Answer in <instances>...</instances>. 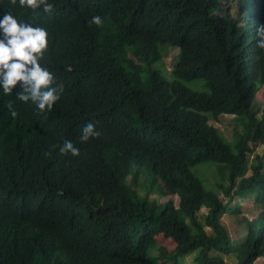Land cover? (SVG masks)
<instances>
[{
  "label": "trees",
  "instance_id": "obj_1",
  "mask_svg": "<svg viewBox=\"0 0 264 264\" xmlns=\"http://www.w3.org/2000/svg\"><path fill=\"white\" fill-rule=\"evenodd\" d=\"M221 1L49 0L44 13L0 0V15L49 30L42 63L63 86L50 112L17 105L20 82L0 92V264H232L222 216L248 197L261 211L234 205L246 225L235 264L264 257V151L254 154L264 146V0H238L237 16L221 14ZM164 46L179 49L171 79L153 66ZM193 79L209 92L184 83ZM223 114L243 124L233 143L209 122ZM89 122L100 134L81 143ZM65 140L79 156L59 153ZM202 162L216 164V191L192 170ZM144 169L170 196L163 207L128 184Z\"/></svg>",
  "mask_w": 264,
  "mask_h": 264
},
{
  "label": "clouds",
  "instance_id": "obj_2",
  "mask_svg": "<svg viewBox=\"0 0 264 264\" xmlns=\"http://www.w3.org/2000/svg\"><path fill=\"white\" fill-rule=\"evenodd\" d=\"M11 3L21 8H40L44 13L53 11V4L49 0H11ZM89 23L100 25L101 17L92 16ZM49 35V30L41 27L39 20L25 17L21 20L11 12L0 15V92L8 96L20 82L22 91L16 94L19 100L16 104H21L20 101L31 102L35 105L34 111L40 112H50L63 90V86L56 83L54 74L42 63L48 50ZM257 35L261 37L257 41L258 46L264 48V25H258ZM99 134L93 123H86L81 129L79 141L87 142ZM59 153L77 157L80 149L73 142L65 140L59 146ZM9 239V236L5 237L7 243Z\"/></svg>",
  "mask_w": 264,
  "mask_h": 264
},
{
  "label": "rangeland",
  "instance_id": "obj_3",
  "mask_svg": "<svg viewBox=\"0 0 264 264\" xmlns=\"http://www.w3.org/2000/svg\"><path fill=\"white\" fill-rule=\"evenodd\" d=\"M221 14L229 12L233 16H237V11L239 9L238 0H222L221 1ZM162 60L153 63V66L159 68L162 74L168 79L172 78L171 69L173 68V64L178 58L179 49L176 47H167L164 46L162 49ZM127 58L135 64H138L137 58L129 51L126 50ZM189 87L194 90L209 92V88L206 86L205 82L201 79H193L190 81H185ZM257 101L260 106L264 105V85H260L257 93ZM209 122L218 128V131L223 136L225 140L229 143H233L235 139L239 136L240 132L243 129V124L235 119L233 114H223L219 117V120H215L210 118ZM264 151V146L258 142L255 144V152L254 154H262ZM192 170L195 174L202 180L205 187L209 190L216 191L217 182L221 181V177L219 176L216 168V164L214 162H202L192 167ZM250 172V171H249ZM153 175L148 169H144L140 173H135L134 171L127 178V182L131 187L137 189L140 195H145V191L151 190L150 197L152 200L157 201V203L163 207L166 202L169 200L170 196H163L161 193V183L160 181H153ZM221 197L224 200H227L226 197L223 196V193L220 192ZM175 200V204L178 205L179 198L178 196L173 197ZM241 204L243 206V212L245 215L251 217L252 210H255L258 213L261 210H258V206L254 203L253 199L248 197L245 199H235L231 203V211L230 213L224 214L222 216V223L227 228V231L231 237L232 245L234 247V251L230 254H221L222 257L232 263L235 264L238 262L236 251L239 249L240 242L245 238L246 235V225L241 215H238L234 212V205ZM234 206V207H233ZM208 209L203 207L201 209V213H207ZM158 240L160 244L165 246L168 249H172L174 247V243L170 240H166L162 235L158 236ZM193 257V255L191 256ZM182 259V258H181ZM191 258H187L183 260L182 264H190ZM256 264H264V257H260L257 259Z\"/></svg>",
  "mask_w": 264,
  "mask_h": 264
}]
</instances>
